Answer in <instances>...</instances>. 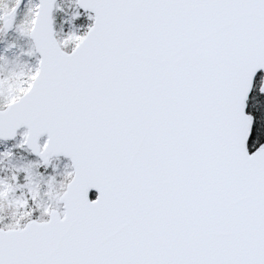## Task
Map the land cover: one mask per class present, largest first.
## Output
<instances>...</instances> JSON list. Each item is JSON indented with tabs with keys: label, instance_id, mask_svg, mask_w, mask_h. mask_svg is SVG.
I'll list each match as a JSON object with an SVG mask.
<instances>
[{
	"label": "snow or ice",
	"instance_id": "obj_1",
	"mask_svg": "<svg viewBox=\"0 0 264 264\" xmlns=\"http://www.w3.org/2000/svg\"><path fill=\"white\" fill-rule=\"evenodd\" d=\"M10 33L0 264H264V0H0Z\"/></svg>",
	"mask_w": 264,
	"mask_h": 264
},
{
	"label": "rangeland",
	"instance_id": "obj_2",
	"mask_svg": "<svg viewBox=\"0 0 264 264\" xmlns=\"http://www.w3.org/2000/svg\"><path fill=\"white\" fill-rule=\"evenodd\" d=\"M15 43L16 47L15 48H9V51L7 53H4V45H0V55H7L10 59H14L15 57L19 56V52L22 48L26 46V41L19 40L15 34L10 33L8 36V44L11 45ZM26 60L25 57H20L19 64L22 65L24 61ZM8 67H14V65H9ZM11 143H7V147H11ZM5 150L4 145L0 144V151ZM19 155H25L23 153H20ZM30 158V157H29ZM20 161V157H17L16 161L11 162L12 164L18 163ZM7 164V162H6ZM11 166V165H8Z\"/></svg>",
	"mask_w": 264,
	"mask_h": 264
}]
</instances>
